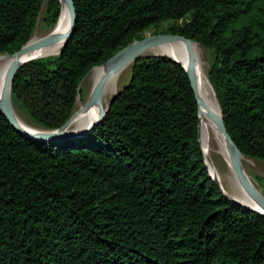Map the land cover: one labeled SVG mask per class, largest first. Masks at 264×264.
<instances>
[{
    "label": "trees",
    "instance_id": "trees-1",
    "mask_svg": "<svg viewBox=\"0 0 264 264\" xmlns=\"http://www.w3.org/2000/svg\"><path fill=\"white\" fill-rule=\"evenodd\" d=\"M73 2L61 53L14 76V105L36 126L62 127L93 67L174 21L168 34L207 52L211 94L233 141L264 162V0ZM45 6L48 27L61 13L57 30L60 0H0V55L32 38ZM200 122L187 72L161 56L134 62L104 120L82 136L33 140L0 109V264H264V215L210 176Z\"/></svg>",
    "mask_w": 264,
    "mask_h": 264
},
{
    "label": "water",
    "instance_id": "water-1",
    "mask_svg": "<svg viewBox=\"0 0 264 264\" xmlns=\"http://www.w3.org/2000/svg\"><path fill=\"white\" fill-rule=\"evenodd\" d=\"M60 2H61V5L63 6V3L61 0H60ZM65 2H66V5H67L69 13H70V28H69V31L63 37L64 38L63 47H64L65 43L67 42L68 38L71 36V33L73 31V28H74V25L76 22V9H75V4H74L73 0H65ZM61 10H62V8H61ZM60 15H61V13H60ZM59 20H60V16L58 18L57 23L52 28V31L48 35H46L40 39H37V40H33V37H32L23 47H21L15 53L5 54V55L13 56L12 65H11L9 75H8V84L11 86V89H12V83L14 80V76H15L17 70L22 65H24L25 63L32 61V60H35V59H38L36 57L32 58V56L35 55L36 53L42 51V50L47 49L50 46H52L61 38L60 36L56 35L54 32V29L58 26ZM179 41L186 42L188 46H190V44L192 42H195L194 40L187 38L185 36L179 35V34H158V35L146 36L144 38L137 39L134 42H132L129 45L122 48L121 50H119L116 54H114L112 57H110L107 61H105L102 64L109 69V72L101 78V80L98 82V84L94 88L92 95L87 102V107L92 106L94 103H96L100 100L105 82H106L108 76L112 72H115V71H118V70L124 68L129 63H132V65H133L134 62H136L137 60H139L142 57L161 56V57L168 58L169 60L174 61L178 64H181L183 66V68L185 69V71L187 72V74L191 80L192 88L196 93V97H197V101H198V105H199V117L201 120V104H202V102H201L199 95H198L197 78H196V72H195V68H194L195 58L193 56H191L190 61H189L190 62L189 68H185L181 58L178 55H175V54H172V55L149 54V53H147L149 50L154 49V48L161 46L163 44L175 43V45H177V42H179ZM59 53H61V50L56 55H58ZM5 55H3V56H5ZM99 66H101V65H99ZM99 66L93 67L87 73V75L83 78V80L81 81V83L79 85V89H78L79 94L81 93V87H82V84L85 81V79L90 75V73L92 72V70L94 68H97ZM117 94H118V91L110 99L107 108L104 111H101V114L97 120H95L91 124H88L85 127L79 128L78 130L70 129V125L72 122V116L62 127L58 128V129L41 128L40 131H36V132H30V131L23 129L15 119L14 102H13L11 91L5 92V94L0 98V109H1L2 113L5 115V117L7 118V120L12 124V126L14 128H16L25 137L33 139V140H37V141H49V142L50 141H58V140L65 139V138L82 136V135L89 133L91 130H93L97 125H99L104 120L105 115H106L110 105L116 99ZM78 97H79V95H78ZM217 122H218V127H219L220 131L222 132V134L226 138L228 144L231 146L232 165H233V169H234L236 176L242 182L243 186L248 190L250 196L253 198L255 203L257 205H259V207L261 209H258L257 207L252 206V204L245 202L243 199H240V197L235 192H234L233 196L228 194L224 190L222 183L211 174L209 161H208V158L204 152V149H203V146L201 143V138H200L201 122H200L199 139H200L201 147H202L205 159H206V165L209 169L210 176L219 185V187L221 188V190L223 191V193L226 195L227 198L231 199L233 202L238 203L239 205L243 206L244 208H246L248 210L258 212V213L264 215V193L259 192L255 187H253L250 184V182L247 180V178L245 177L244 166H243V161H242V157L244 155L241 153V151L239 150V148L237 147V145L233 141L232 137L230 136V134L227 130V127L224 123L223 115L220 119L217 120ZM257 185H258V183H257ZM259 188H260V186H259Z\"/></svg>",
    "mask_w": 264,
    "mask_h": 264
},
{
    "label": "bare ground",
    "instance_id": "bare-ground-1",
    "mask_svg": "<svg viewBox=\"0 0 264 264\" xmlns=\"http://www.w3.org/2000/svg\"><path fill=\"white\" fill-rule=\"evenodd\" d=\"M61 1L63 3L62 7L65 8L66 16H65V20L63 24L57 30L54 29L55 34L60 36L61 38L52 46L33 55L32 58L36 57L39 59V58L54 56L63 47V43H64L63 37L69 31V28H70V13H69L65 0H61ZM37 39H40V38H37L36 36L33 38V40H37ZM150 53L178 55L181 58L185 68H189V65H190L189 61H190L191 56L195 58L194 68H195L196 78H197L198 95L202 102L201 104V130H200L201 131L200 132L201 143H202L204 152L209 161L211 174L215 178H217L221 183H223L224 181H227L223 177L221 170L219 169L218 165L216 164L214 160V154H216V152L219 150L218 148L219 141L217 140L218 135L216 134V131L218 129L217 114H216L212 96L210 94L211 90L209 86V79H208L207 71L204 68L205 66L202 61V47L196 42H192L190 46H188L186 42L179 41L177 42V45H175V43H167V44L158 46L154 48ZM12 61H13V56L5 55L0 58V98L5 94V92L11 91V86L8 84V75H9V71L12 65ZM131 66H132V63H129L124 68L118 71L112 72L108 76L105 82L100 100L94 103L90 107H87V104H81L80 107L78 108L79 109L78 115L71 122L70 129L85 127L99 118L101 111H104L106 109L109 98H111L117 92L121 78L130 69ZM108 72H109V69L104 65H101L92 70L89 76L90 88H91L90 97L92 95L94 88L98 84V82ZM14 114H15L16 121L23 129L30 131V132L40 131L41 128H38V126L36 127L30 124L28 121H26L19 114V112L15 109V107H14ZM78 119H80V123H84L86 121H89V122L82 126H78L77 125ZM226 143L227 144L224 143V146L227 147L226 150H228L231 153V146L228 144L227 140H226ZM249 160L250 159L247 158L246 156L242 157L243 164H246L247 162H249ZM236 193L240 197V199H243L245 202L252 204V206L257 207L258 209H261L259 205L255 203V201L253 200V198L250 196L249 193L244 192L239 189L238 191H236Z\"/></svg>",
    "mask_w": 264,
    "mask_h": 264
},
{
    "label": "rangeland",
    "instance_id": "rangeland-1",
    "mask_svg": "<svg viewBox=\"0 0 264 264\" xmlns=\"http://www.w3.org/2000/svg\"><path fill=\"white\" fill-rule=\"evenodd\" d=\"M45 13H46V6L43 8L40 19H39L38 24L35 28L34 33H33V36H32L33 38L35 36L37 38H42V37L48 35L52 31V28L48 27L45 23V20H44ZM174 24H175L174 21H167L161 25L150 27L149 29L142 32L141 36H142V38H144L146 36H153V35H158V34H168V32H167L168 29L170 27H172ZM152 50L153 49L149 50L147 53L154 54V53H150ZM204 54H206V55H204ZM3 55H5V54H1L0 58ZM207 56L208 55H207L206 50L202 47V61H203V64L205 66L204 68L206 69V71L208 73L209 65H208ZM131 72H132V66L121 78V81L119 83V87H118L117 91H119V89H121L129 81L130 76H131ZM89 76L85 79V81L82 84L81 93L79 94V97L77 99V103H76V106H75V109L73 112L74 116L72 115L73 116L72 121L78 115V113H79L78 108L80 107V105L81 104H87V102L90 98L91 88H90ZM213 95L211 94L213 102H214L216 114H217V120H218V119H220V116L218 113V107H217L218 101H217L216 95L214 93H213ZM214 97L216 100L214 99ZM111 98H109L108 104H109V101ZM216 101H217V103H216ZM108 104H107V106H108ZM14 107H15V105H14ZM15 109L19 112V114L26 121H28L30 124L36 126L33 123V121L29 118L27 113H25L23 110H20L19 108L15 107ZM88 122L89 121H86L84 123H80V119H78L77 125L82 126ZM217 125H218V122H217ZM38 128H40V127H38ZM80 128H82V127H80ZM77 129H79V128H76L73 130H77ZM216 134L218 135L217 140L219 141V145H218L219 150L216 152V154H214V160H215L216 164L218 165L219 169L221 170L223 177L225 178V180H227V181H224L222 183L224 190L232 196L234 195V192L236 193V191H238V189L249 193L248 190L243 186L242 182L238 179V177L236 176V174L234 172L233 165H232V156H231V153L228 150H226L227 147L224 146V143L227 144L226 138L224 137V135L220 131L219 127L216 131ZM243 166H244V171H245V175H246L245 177L250 182V184L253 187H255L259 192L264 193L263 189L259 188V184L257 185V182L254 179V176H258L264 180V162L250 159L249 162H247L246 164H243Z\"/></svg>",
    "mask_w": 264,
    "mask_h": 264
}]
</instances>
